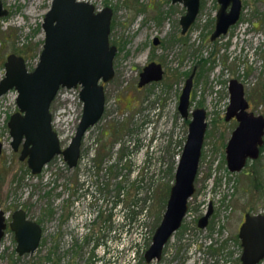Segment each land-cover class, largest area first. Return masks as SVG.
Wrapping results in <instances>:
<instances>
[{
    "label": "rangeland",
    "instance_id": "1",
    "mask_svg": "<svg viewBox=\"0 0 264 264\" xmlns=\"http://www.w3.org/2000/svg\"><path fill=\"white\" fill-rule=\"evenodd\" d=\"M51 1L1 0L8 12L0 17V79L9 53L23 55L28 69L36 65ZM86 1L112 9L109 41L117 51L114 76L105 84V115L84 137V163L66 171L58 156L32 174L10 145L7 123L18 110L17 92L0 96V208L8 219L24 209L43 230L38 250L23 256L7 233L0 264H146L187 136L191 115L183 118L177 105L192 71L189 110L204 108L207 121L195 191L161 260L149 264H241L237 234L243 214L264 211V152L242 172L228 171L225 147L236 122L225 120V112L228 82L236 78L244 85L248 110L264 116V0H241L238 22L216 40L210 34L217 0H200L184 34L179 19L186 8L179 2ZM151 61L161 64L163 77L138 87L139 73ZM82 108L79 87L60 90L52 101L62 147L75 133ZM127 141L135 142L133 150ZM210 205L208 226L199 229L197 220ZM212 249L218 254L208 258Z\"/></svg>",
    "mask_w": 264,
    "mask_h": 264
},
{
    "label": "water",
    "instance_id": "2",
    "mask_svg": "<svg viewBox=\"0 0 264 264\" xmlns=\"http://www.w3.org/2000/svg\"><path fill=\"white\" fill-rule=\"evenodd\" d=\"M176 2L186 8L179 19L181 33L184 34L198 14L200 0H171V3ZM217 2L219 8L215 14L211 40L228 33L238 22L242 8L241 0ZM7 12L0 0V17ZM111 17L112 9L108 6L96 11L94 4L86 0H52L43 18L44 41L34 68L29 70L21 55L9 53L6 56L5 73L0 79V96L15 89L18 108L7 123L10 144L14 151L21 145L19 159L26 160L32 174L40 173L43 166L56 155H61L69 167H75L85 131L100 119L105 102L100 81L108 82L114 76L116 46L109 43ZM163 72L160 63L149 62L139 73L138 86L161 80ZM192 78L191 74L186 79L177 105L183 118L191 115L187 136L174 169V181L169 189L165 211L144 254L146 264L161 260L165 245L181 227L188 200L195 191L194 180L207 122L204 108L189 110ZM78 85L83 102L81 118L70 142L61 148L51 124L50 105L60 87L73 88ZM228 92L225 119L235 117L238 126L226 145V163L230 171H239L247 158L255 159L259 155V146L263 144L264 116L247 110L249 104L244 85L236 78L229 80ZM1 149L0 141V153ZM211 212L209 207L199 218L200 229L206 226ZM11 217L9 226L14 233L16 253L19 256L34 253L41 240L40 225L27 219L22 208L16 209ZM5 228V212L0 209V242ZM238 236L242 247V264H258L264 260V213H246Z\"/></svg>",
    "mask_w": 264,
    "mask_h": 264
},
{
    "label": "flooded vegetation",
    "instance_id": "3",
    "mask_svg": "<svg viewBox=\"0 0 264 264\" xmlns=\"http://www.w3.org/2000/svg\"><path fill=\"white\" fill-rule=\"evenodd\" d=\"M106 7V6H105ZM96 8V7H95ZM103 8V7H102ZM101 9V8H100ZM97 10H99V9H96V11ZM110 24H111V22H110ZM42 25V24H41ZM212 33V32H211ZM110 34V33H109ZM211 35V34H210ZM221 37V36H220ZM219 38V37H218ZM155 39H156V43H155ZM154 40H153V43L154 44H158V39L157 38H155ZM217 39V38H216ZM215 39V40H216ZM44 41V40H43ZM109 43H110V41H109ZM43 44V43H42ZM42 49V48H41ZM41 51V50H40ZM116 51H117V47H116ZM40 53V52H39ZM16 54V53H15ZM116 54V53H115ZM18 55V54H17ZM21 56H23V55H21ZM24 57V56H23ZM24 59H25V57H24ZM152 62V61H151ZM157 63V62H156ZM148 64V63H147ZM146 64V65H147ZM29 70H31V69H29ZM193 75V77H194V73H193V71L187 76V78L190 76V75ZM186 78V79H187ZM186 79H185V81H186ZM112 80V79H111ZM110 80V81H111ZM109 82V81H108ZM108 82H102V81H100V84H102V86H103V89H104V95H105V84L106 83H108ZM185 83V82H184ZM145 85H147V84H145ZM192 85H193V78H192ZM137 86H138V83H137ZM184 86V85H183ZM76 87H79V93H80V89H81V87L78 85V86H76ZM139 87V86H138ZM143 87V86H142ZM73 88H75V87H73ZM62 89H69V88H66V87H60V89L58 90V92H57V94H56V96L55 97H57L59 94H60V90H62ZM192 89V88H191ZM8 92V91H7ZM17 96V95H16ZM190 98H191V95H190ZM246 98V97H245ZM79 99H80V96H79ZM105 99H106V95H105ZM54 100V99H53ZM81 100V99H80ZM246 100H247V98H246ZM248 101V100H247ZM82 102V101H81ZM105 104H106V100H105V102H104V110H103V113H102V115H101V117H100V119L94 124V125H92V126H90L86 131H85V133H84V135H83V137H82V141H81V145H82V143H83V141L85 140L84 139V137L86 136V134L89 132V130H91L94 126H96V124L102 119V117H104V115H105V110H106V108H105ZM248 104H249V101H248ZM82 105H83V102H82ZM248 108H249V106H248ZM82 110H83V108H82ZM248 110V109H247ZM249 111V110H248ZM16 112V111H15ZM51 112V111H50ZM254 113V112H253ZM255 114V113H254ZM51 115H52V113H51ZM10 118V117H9ZM225 120H227V119H225ZM229 120H233V121H235L236 122V125H235V127L233 128V130L231 131V134H232V132L234 131V129L238 126V120L235 118V117H232V118H230V119H228L227 121H229ZM9 121V120H8ZM207 122V121H206ZM52 127H53V129L56 131V133H57V136H58V139H59V142H60V136H59V133H58V130H57V128H56V125H54V121H53V118H52ZM9 128V127H8ZM206 129H207V127H206ZM206 132V131H205ZM10 134V133H9ZM231 134H230V137H231ZM74 135V134H73ZM230 137H229V139H230ZM228 139V140H229ZM262 140H263V144L262 145H260L259 146V155H258V157L257 158H255V159H250V158H247V160H246V162H245V165L243 166V168L241 169V170H239V171H230L229 169H228V167H227V169H228V171H230V172H242L244 169H245V167L248 165V163L250 162V161H255V160H258L259 159V157L263 154V152H264V150H262L263 148H264V129H263V135H262ZM11 142V141H10ZM70 142V141H69ZM204 142V141H203ZM2 143V142H1ZM227 143H228V141H227ZM11 145V144H10ZM68 145V144H67ZM66 145V146H67ZM227 145V144H226ZM60 146H61V148H64V147H62V145H61V143H60ZM65 146V147H66ZM203 147V146H202ZM2 148H3V144H2ZM13 149V148H12ZM225 149H226V147H225ZM14 150V149H13ZM18 152H19V155H20V151H21V145L19 146V148H18V150H17ZM17 151H15V152H17ZM201 152H202V149H201ZM1 153H2V149H1ZM1 153H0V156H1ZM58 156H61V155H56V156H54L48 163H50L54 158H56V157H58ZM84 156V153H83V151H82V149H81V146H80V155H79V158H78V160H77V164H76V166L75 167H73V168H71V167H69L67 164L65 165V170L66 171H69V170H72V169H74V168H76V167H78V165H79V163H80V160H81V157H83ZM18 158H19V156H18ZM225 158H226V154H225ZM20 160V159H19ZM64 160V159H63ZM21 161H24V162H26V160H21ZM65 162V161H64ZM48 163H46L44 166H43V168L45 167V166H47L48 165ZM66 163V162H65ZM27 164V163H26ZM227 164V163H226ZM28 167V166H27ZM42 168V169H43ZM42 171V170H41ZM253 172V171H252ZM251 175H255V177H256V173L254 172V174L252 173ZM209 207H211V209H212V212H211V214L209 215V217H208V220H207V223H206V226L204 227V228H206L207 226H208V221H209V219H210V217L212 216V214H213V207H212V205H210ZM208 207V208H209ZM208 208H207V210H208ZM1 209V208H0ZM3 210V209H2ZM206 210V211H207ZM206 211L204 212V213H206ZM5 212V211H4ZM14 212V211H13ZM12 212V213H13ZM12 213H11V216H12ZM204 213H203V215H204ZM246 213H251V214H255V213H252V212H245L244 214H243V218H242V221H241V223H240V226L242 225V223H243V221H244V218H245V214ZM256 213H264V211H260V212H256ZM25 214H26V212H25ZM10 216V219H8L7 217H6V212H5V223H6V228H5V230H4V235H3V237H2V239L6 236V234L7 233H12L13 235H14V233L11 231V229H10V226H9V223L11 222V220H12V217ZM202 216V215H201ZM200 216V217H201ZM199 217V218H200ZM26 218L27 219H29V220H31V221H35V220H33V219H30L29 217H28V215L26 214ZM199 218H198V220H199ZM198 220H197V227H198ZM35 222H37V221H35ZM38 223V222H37ZM39 225H40V228H41V239H42V233H43V230H42V225L40 224V223H38ZM240 226H239V228H240ZM199 228V227H198ZM239 228H238V234H239ZM200 229V228H199ZM238 234H237V239L239 240V243H240V246H241V242H240V239H239V236H238ZM2 239H1V241H2ZM0 244H1V242H0ZM222 244H224V240H222ZM40 245H41V240H40V242H39V245H38V248L40 247ZM38 248L36 249V251L38 250ZM241 249H242V247H241ZM212 251L213 252H215V253H211V254H209L208 256H210V257H208V258H212V255H216V254H218V250L216 251V250H213L212 249ZM242 254V253H241ZM217 256V255H216ZM219 257H221L220 255H218ZM241 257V256H240ZM213 263H214V261H213ZM264 263V260H262V261H260L258 264H263ZM242 264V263H241Z\"/></svg>",
    "mask_w": 264,
    "mask_h": 264
},
{
    "label": "built area",
    "instance_id": "4",
    "mask_svg": "<svg viewBox=\"0 0 264 264\" xmlns=\"http://www.w3.org/2000/svg\"><path fill=\"white\" fill-rule=\"evenodd\" d=\"M125 145H126L128 148H131V149L133 150L134 145H135V142L131 143V141H127V142L125 143ZM91 148H92V147H91ZM94 152H95V150L92 149L91 151H89V154H90V155H94ZM83 160H84V161H83ZM85 160H87V158L84 159V157H81L80 162L84 163Z\"/></svg>",
    "mask_w": 264,
    "mask_h": 264
},
{
    "label": "trees",
    "instance_id": "5",
    "mask_svg": "<svg viewBox=\"0 0 264 264\" xmlns=\"http://www.w3.org/2000/svg\"><path fill=\"white\" fill-rule=\"evenodd\" d=\"M262 150H264V148Z\"/></svg>",
    "mask_w": 264,
    "mask_h": 264
}]
</instances>
